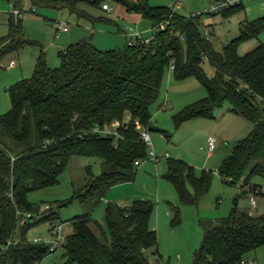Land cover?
Segmentation results:
<instances>
[{
	"label": "trees",
	"instance_id": "1",
	"mask_svg": "<svg viewBox=\"0 0 264 264\" xmlns=\"http://www.w3.org/2000/svg\"><path fill=\"white\" fill-rule=\"evenodd\" d=\"M24 1L16 0L15 8H22ZM28 1L32 10H68L76 15H83L80 4L106 2ZM113 1L151 22L155 35L149 44L127 43L102 51L82 40L59 53L56 69L41 54L34 75L8 88L11 109L0 115V264H43L50 247L44 241L34 243L29 233L40 223H58L59 209L74 200L91 208V213L67 223L72 231L62 246L64 264L162 263L157 232L150 225L155 209L151 201L136 200L129 206L109 203L106 229L93 218V211L113 187L135 181L138 166L151 157L141 132L154 130L151 109L171 65L176 80L195 78L207 93L173 117L176 128L214 119L215 110L225 104L251 123L252 131L221 162L218 175L232 186L244 181L243 195H259L256 190L262 185L253 180L264 181V45L244 56L239 48L264 31V17L243 22L238 38L218 52L205 37L208 26L203 22V17L216 15L183 16L172 7H152L148 0ZM243 9L238 6L220 15L230 18ZM160 25L166 29L161 31ZM33 43L22 32V20L12 15L9 34L0 39V60ZM205 62L214 69L213 77L207 76ZM114 122L120 123L115 133L96 132ZM74 157L98 159L102 173L94 176L88 168L85 187L66 202L44 203L48 210L31 202V193L59 184ZM213 176L210 170L198 174L183 160H169L164 178L174 187L179 206L198 207ZM172 209V224L178 225L180 207ZM25 214L38 218L20 226ZM199 227L203 238L192 264H244L264 247V216L240 210L237 200L229 216L200 219Z\"/></svg>",
	"mask_w": 264,
	"mask_h": 264
},
{
	"label": "rangeland",
	"instance_id": "2",
	"mask_svg": "<svg viewBox=\"0 0 264 264\" xmlns=\"http://www.w3.org/2000/svg\"><path fill=\"white\" fill-rule=\"evenodd\" d=\"M12 1L0 0V10H8ZM194 5L197 6V12L204 13L210 2L203 5L201 2L200 5V1L197 0ZM243 7L240 13L230 18L222 15L203 17V22L210 30V39L216 51L221 52L225 45L238 38L239 28L243 22L264 17V0L246 2ZM24 13L22 32L34 43L19 52L8 53L0 60V115L6 114L11 109L7 88L34 75L37 62V57L34 58L35 50H39V46L45 47L46 44L42 43L44 41L52 38L50 41L53 42L57 35V39L62 37V34L55 30L57 28L55 22L59 21L60 11L32 10L24 7ZM262 44L264 45V31L257 38L243 43L239 48V55L244 56ZM48 54L50 68H58L60 66L58 49L54 48ZM13 60L16 65L11 67ZM21 68L24 70L23 77H21ZM203 68L208 77L214 76L215 71L208 62L204 63ZM17 78H20L19 81ZM206 94V90L195 78L178 81L174 78L172 71L166 73L160 97L151 109L153 114L151 126L154 130L149 132L151 144L148 145L149 152L154 153L158 162H154L156 160H152L151 157L142 162L138 166L135 181L113 187L93 211V218L106 229L105 210L109 203L125 202V206H129L136 200L151 201L155 209L150 225L157 232L159 253L162 256L161 264H192L194 252L199 248L203 238L199 227L200 219L218 220L229 216L235 199L238 201L240 210H252L251 195H243L238 185L232 186L224 182L218 175L216 163L217 158L231 154L236 144L249 135L252 131L251 123L230 112L227 104L215 110L214 119H197L185 122L178 128L173 122L175 115L186 106L205 98ZM165 100L170 105L166 109H159L156 113L154 110L158 109ZM208 135H214L218 139L215 156L212 159L208 158L209 147L206 140ZM169 160H183L194 167L198 174L205 169L213 172L212 187L202 198L198 207L179 206L174 187L164 178ZM262 161L264 162V157ZM88 168L92 169L94 176L102 173L101 161L98 159L74 157L58 185L31 193L29 200L43 204L42 209L44 203L60 204L70 200L76 192L85 187ZM253 183L263 185L264 181L256 178ZM254 198L257 203V211L254 213L264 215V196L258 195ZM173 207H180L181 222L178 225L172 224ZM88 213H91V208L74 200L69 206L59 209L58 223L66 224L65 229L70 232L71 227L67 226V223L77 216ZM50 227V222L40 223L30 231L29 238L48 241ZM63 255L64 250L60 248L55 253H51L43 264H64ZM254 259L253 264H264V247L250 255L249 260Z\"/></svg>",
	"mask_w": 264,
	"mask_h": 264
},
{
	"label": "crops",
	"instance_id": "3",
	"mask_svg": "<svg viewBox=\"0 0 264 264\" xmlns=\"http://www.w3.org/2000/svg\"><path fill=\"white\" fill-rule=\"evenodd\" d=\"M15 1L16 0L10 2V6L8 10L5 9L0 10V39L6 37L9 34V21L11 16L14 15V11L17 10L21 12L22 17L20 19L23 22L25 16L24 7H28L32 9L31 3L28 0L24 1L22 8H15ZM129 1H137V0H129ZM196 1L197 0H148L150 6L152 7H163V6L172 7L176 13L183 16H191L194 13H199V11L198 12L196 11L197 6L194 5ZM198 1H200V5L201 2L203 5V3L204 4L209 3L211 0H207L208 2L203 0H198ZM104 4H107L109 6L108 11L103 10L102 7ZM79 10L83 13V15L71 14L68 10L60 11L61 14L59 16V21L55 22L57 25V28L55 30L58 33H61L62 37L60 39H57L58 37L57 35L55 41L53 42L50 41L52 38L48 41L42 42L45 43L46 46L45 47L39 46L40 49L35 50V55H36L34 56L35 59L36 57L38 59V57L41 54H44L48 62L49 51H52L54 48H56L58 49V55H59L60 52L65 51L70 45L75 44L82 40H90L93 43V45L96 46L99 50L109 51L117 48H122L127 43L133 41L134 35L137 33L141 34L144 39L152 38L155 35V31L150 21L144 19L139 14L127 12L124 6L114 2L113 0H106V2L102 3L99 6H92L83 3L79 5ZM65 28H67V31H64ZM12 63L16 65L14 60L11 62V65ZM23 75H24V70L23 68H21V77H23ZM17 79H18L17 81H19L20 78ZM165 104H167V106H165ZM169 105H170L169 102L165 100L158 109L156 110L153 109V110L157 113L159 109H166ZM210 136H214V135L206 136L207 141ZM217 144H218V139H217ZM215 151L213 153L209 152L208 158L210 159L214 158ZM226 157L221 155L219 158H217L216 161L217 170L221 162ZM154 162H158V160L156 159V161ZM262 186H264V184ZM255 196L258 195H254L253 197ZM236 200L237 199H235L234 201ZM121 203L122 204L118 203V205L120 206L126 205L125 202H121ZM250 207H251V203H250ZM254 216H260V214L256 215L254 213ZM67 226L70 225L67 224ZM253 261L255 262V259Z\"/></svg>",
	"mask_w": 264,
	"mask_h": 264
},
{
	"label": "built area",
	"instance_id": "4",
	"mask_svg": "<svg viewBox=\"0 0 264 264\" xmlns=\"http://www.w3.org/2000/svg\"><path fill=\"white\" fill-rule=\"evenodd\" d=\"M249 1H255V0H212V1H210L209 7L207 9H205L204 14H206V15H220V14H223V13H226V12L232 10L235 7L243 6L246 2H249ZM102 8L104 11L109 10V6L107 4H104ZM199 14H201V13L200 12L194 13L193 15L197 16ZM14 16L16 18H21L22 14L20 11L16 10V11H14ZM159 29L161 31H163L166 29V26L160 25ZM64 31H67V28H65ZM204 33H205V37L207 39H209L210 38V30L208 28H206L204 30ZM152 39H153V37L149 38V39H144L141 34L137 33L134 35V40L129 42V45L137 44L139 42H141L143 44H149L152 41ZM14 65L15 64L12 63L11 66L14 67ZM174 68H175L174 65H171L170 71H173ZM129 119H130V117L127 118V120H129ZM119 127H120V123L114 122L110 127L106 126L105 129H96V132L110 135L112 133H115V132H113V129L116 130ZM138 129H141L140 125H138ZM141 137L147 144H151V139H150V135L148 132L142 131ZM207 144L209 147V152L213 153L216 149V146H217V139L214 136H210L208 138ZM151 158H152V160H156L153 152H151ZM237 185L239 187V191L242 193L246 187L244 185V181L239 182ZM256 194L264 195V186L257 188ZM250 203L252 206V210L250 211V214L253 215L254 212L257 211V204L255 201V198L252 195L250 197ZM43 209L48 210L49 207L45 206ZM35 218H38V217H35L32 214L22 215V217L20 219V226H26V224L30 220H32V219L34 220ZM65 227H66V224H61V223H54L51 225L50 231H49L50 239L48 241H44L50 247L51 253H55L60 248H62V246L65 244L67 235L69 234V232L66 231ZM33 242L34 243H41L43 241L41 239H33ZM244 264H253V261H249L248 263H244Z\"/></svg>",
	"mask_w": 264,
	"mask_h": 264
}]
</instances>
